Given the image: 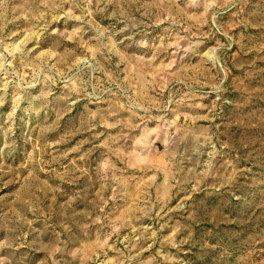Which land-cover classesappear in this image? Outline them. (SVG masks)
Masks as SVG:
<instances>
[{
  "label": "rangeland",
  "instance_id": "obj_1",
  "mask_svg": "<svg viewBox=\"0 0 264 264\" xmlns=\"http://www.w3.org/2000/svg\"><path fill=\"white\" fill-rule=\"evenodd\" d=\"M0 264H264V0H0Z\"/></svg>",
  "mask_w": 264,
  "mask_h": 264
}]
</instances>
